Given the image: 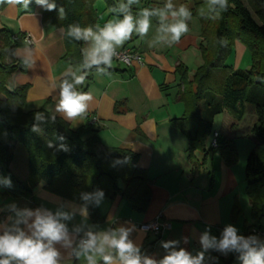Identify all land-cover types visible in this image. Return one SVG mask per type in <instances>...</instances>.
Listing matches in <instances>:
<instances>
[{
	"label": "crops",
	"instance_id": "1",
	"mask_svg": "<svg viewBox=\"0 0 264 264\" xmlns=\"http://www.w3.org/2000/svg\"><path fill=\"white\" fill-rule=\"evenodd\" d=\"M121 2L127 3V0H117V6ZM170 2L173 8L167 10L164 24L179 19L172 17L171 11L181 6L188 10L193 8L192 0ZM166 3L169 0H138L131 5V12L139 18L141 9H163ZM44 7L37 4L33 8L19 9L16 5L7 4L0 10V27H6L12 35L28 34L32 41L28 44L19 38L14 51L16 58L26 60L28 64L25 72L12 77L15 86H29L23 111L28 113L44 109L50 116L66 121L72 131L89 125L96 131H84L81 139L95 134L106 146L137 153L138 167L146 171L149 180L151 200L147 210L140 213L119 196L112 200L102 198L97 203L102 220L93 222L87 212L82 213L84 206L47 191L43 188L44 182L32 188L30 197H23L10 195L7 184L0 178V225L8 223V217L15 215L14 208L33 211L42 208L52 213L60 210L72 214V218L64 223L68 226L73 248L78 237L88 231L98 234L124 227L129 231V239L139 247L142 257L159 261L169 251L162 246V242L175 241V250L184 249L193 257L203 252L201 264H208L209 252L215 247L203 248L201 237L205 232L219 241L227 226L236 227L237 234L243 235L245 225L253 223L245 194L242 163L254 144L251 140L241 139L238 126L235 129L226 127L219 131V139H232L236 145V172L234 167L222 164L215 151H209L205 158L203 153L195 152L194 163H191L186 138L170 124L171 119L179 117L184 111L183 103L177 99L181 85L176 66L183 64L191 76L202 64L199 48L203 41L199 36L198 20H187L188 33L181 37L178 44H173L170 34L159 31L160 18L151 17V27L146 36L141 38L133 32L130 40L117 47L138 51L143 65L126 68L113 61L112 67L104 74L94 71L85 88L75 87V90L92 96L87 113L76 121H69L56 111V105L60 85L71 74L72 67L63 59L62 28L42 23ZM94 9L97 31L110 20L120 19L123 14L106 9L101 0L95 1ZM91 45V40H84L85 54ZM234 46L241 56L245 54L243 44L235 41ZM9 170L21 182H28L27 152L20 143L14 145ZM234 200L241 210L236 221H232L230 216ZM160 213L170 223V228L155 240L151 234L138 229V225L153 220ZM259 226L264 228V219ZM74 229H80L79 233ZM2 231L0 227V234ZM56 247L62 254V264H87L83 257L78 260L71 255V248L64 249L59 244ZM112 254L115 256L114 250ZM100 261L98 259L97 263Z\"/></svg>",
	"mask_w": 264,
	"mask_h": 264
},
{
	"label": "trees",
	"instance_id": "2",
	"mask_svg": "<svg viewBox=\"0 0 264 264\" xmlns=\"http://www.w3.org/2000/svg\"><path fill=\"white\" fill-rule=\"evenodd\" d=\"M95 1L47 0L48 3H55L56 8L48 11L45 5L41 13L43 25L63 30V59L72 67L65 80L70 83L73 82V74H86V84L91 81L92 73L98 70L95 65L90 69L83 66L84 39L67 34L70 25L97 31ZM101 1L110 11L118 7L117 0ZM192 1L193 8L189 11L191 18L198 20L199 36L203 41L199 48L202 64L191 76L183 64L176 66L181 85L177 99L183 103L184 111L179 117L171 119L170 124L186 138L191 163H194L195 152L203 153L205 158L209 151H215L226 166H230L238 160L232 139H219L215 150L206 148L214 117L228 110L238 122L243 117L245 105L253 107L256 119L250 132L254 146L244 168L245 194L253 223L245 225L243 236H254L258 245H264V236L257 237L249 231L251 227L261 228L259 224L264 219V0H228L227 11L212 0ZM6 5V2L0 3V10ZM35 5L36 0H29L27 8ZM12 36L6 27H0V178L10 181L7 192L12 196L30 197L32 188L44 182L43 188L47 191L86 207L93 222L102 220L96 199L94 195L88 200L83 197L97 191H103V198L110 200L119 196L128 201L134 211L145 212L151 192L146 171L138 167L137 153L106 146L95 134L81 139L84 131H96L89 125L72 131L66 121L50 116L44 109L28 113L23 111L29 86H15L12 77L25 72L28 64L26 60L14 56L17 41L12 40ZM235 41L251 53L249 70L232 69L225 63ZM99 68L103 69L104 65ZM85 84L75 87L85 88ZM37 114L43 116V121H36ZM37 124L40 132L32 131ZM49 142L52 147L48 146ZM16 143H20L27 152V183L18 180L9 170ZM61 144L70 151H58ZM117 160L126 163H117ZM240 214L238 202L234 200L231 220L236 221ZM240 255L234 250L222 252L215 248L209 252L208 264H242ZM101 263L103 261L97 264Z\"/></svg>",
	"mask_w": 264,
	"mask_h": 264
},
{
	"label": "clouds",
	"instance_id": "3",
	"mask_svg": "<svg viewBox=\"0 0 264 264\" xmlns=\"http://www.w3.org/2000/svg\"><path fill=\"white\" fill-rule=\"evenodd\" d=\"M9 5H21L28 7L29 0H0V3ZM37 4L46 5L48 11L56 8L55 3H48L47 0H36ZM138 3V0H127V3L121 2L117 8L112 11L123 13V18L116 21L107 22L103 28L94 32L92 28H80L77 25H70L68 36L76 39L91 40L92 45L85 54V68L97 66L101 74L110 69L113 60L117 56L116 48L123 46L131 39L133 32L141 38L146 36L151 27V17L160 18V32L170 34L171 43L178 44L181 37L188 33L189 28L186 23L191 18V12L181 6L178 10L171 11L175 22L164 24L167 19L168 11L173 8L170 0L163 9L143 8L139 12V18L133 16L131 5ZM212 3H219L220 7L227 11L229 7L228 0H212ZM61 16L63 9H60ZM104 65V68H99ZM86 74H73V82L63 80L60 85L59 101L56 105V111L62 113L69 121H76L82 118L88 110L89 102L92 96L89 93L75 90V85H84ZM37 122L43 121V116L37 114ZM32 131L40 132L37 125L32 127ZM63 139V137H61ZM49 147H52L49 142ZM58 151L68 152L70 148L61 144ZM117 163H126V161L117 160ZM6 184L10 181L5 180ZM94 195L96 202L99 203L103 198V191H97L95 194H86L84 199L88 200ZM14 207V206H13ZM86 214L87 209H81ZM15 215L8 217V223L0 225L3 228L0 234V264H62V254L56 245L64 249L71 248V255L76 259L83 257L87 264H97V260H102L103 264H201L204 259L203 252L193 257L184 249L175 250L173 245L175 241L162 242V246L168 249V254L159 261L142 257L139 247L129 239L128 229L121 227L117 230L105 231L95 234L91 231L85 233L78 239L76 247L73 248V241L69 239V229L64 221L72 218V214L58 210L55 213L37 208L31 210L28 208L15 209ZM80 229H74L79 233ZM201 243L204 249L215 247L222 252L237 251L241 253L242 264H264V245H258L254 236L245 238L237 234V228L227 226L219 241L215 237L210 238L205 232L201 237ZM115 251V256L112 254Z\"/></svg>",
	"mask_w": 264,
	"mask_h": 264
},
{
	"label": "rangeland",
	"instance_id": "4",
	"mask_svg": "<svg viewBox=\"0 0 264 264\" xmlns=\"http://www.w3.org/2000/svg\"><path fill=\"white\" fill-rule=\"evenodd\" d=\"M100 4H102V3L100 2ZM225 63L227 66L232 67V69L249 70L250 65H251V53L248 49H246L245 54L243 56H241L240 51L237 50V48L233 45L232 51L229 55H227ZM255 119H256V115H255L254 109L251 105H245L243 117L238 122H236L233 119L232 115L229 113L228 110H223L221 113L217 114L214 117L210 134L207 136V139H206V147L211 150L210 140H211V135L214 131L219 133V131L226 129V127L230 128V129H235L237 126H238L237 132L242 134L241 139L242 140H244V139L251 140V142L254 144V141L251 137V132H250L251 128L250 127L255 122ZM237 124H239V125H237ZM236 150H237V148H236ZM249 152H247V153L249 154ZM248 154L246 156H244L245 159H247ZM220 161L222 164L226 165L221 159H220ZM245 162H246V160H244V162L242 163L243 164V166H242L243 176H244ZM237 163H238V160L236 163L230 165V167L231 166L234 167V172H236V170H237V167H236ZM245 200L247 201V199H245Z\"/></svg>",
	"mask_w": 264,
	"mask_h": 264
},
{
	"label": "built area",
	"instance_id": "5",
	"mask_svg": "<svg viewBox=\"0 0 264 264\" xmlns=\"http://www.w3.org/2000/svg\"><path fill=\"white\" fill-rule=\"evenodd\" d=\"M11 38L14 41H17L19 38H21L26 43L32 44L31 38L28 34H22L21 36L13 35ZM116 53L117 56L114 58L113 61L121 63L126 68H130L133 65H138V66L143 65V60L140 53H138V51L132 48H127V47H124L122 49L116 48ZM218 140H219V133L214 131L211 135V140H210L211 149L215 150L218 147ZM169 228H170V223L164 219L162 213L158 214L153 220L138 225V229L151 234L155 240L160 238L163 232ZM249 231L257 237L264 236V229L251 227ZM80 237L83 236H79L78 239Z\"/></svg>",
	"mask_w": 264,
	"mask_h": 264
}]
</instances>
